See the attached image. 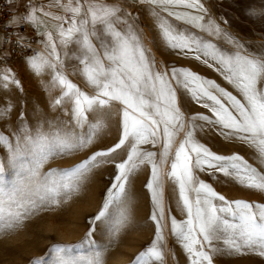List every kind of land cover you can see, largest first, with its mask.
<instances>
[{"label": "snow or ice", "instance_id": "6c2138e0", "mask_svg": "<svg viewBox=\"0 0 264 264\" xmlns=\"http://www.w3.org/2000/svg\"><path fill=\"white\" fill-rule=\"evenodd\" d=\"M7 3L14 7V0ZM126 3L148 5L165 46L186 58L191 53L220 73L237 94L190 69L159 68L138 16ZM24 9L10 15L7 24H26L40 37L41 51L26 57L25 63L37 76L50 73L45 90H58L59 95L50 99L49 107L60 109L68 119L37 117L30 123L22 103L15 130L0 132V145L7 149L0 160V232L22 226L45 206L71 200L96 170L112 166L115 171L102 204L89 218L83 238L48 249L55 264H106L108 247L130 220L132 178L147 165L150 178L145 188L155 234L131 264H164L165 228L189 264H213V254L253 252L264 257V203L230 201L196 175L198 171L223 175L264 193V172L238 153L217 154L195 138L197 130L214 129L225 140L250 149L264 166V47L253 48L227 32L202 0H24ZM213 38L223 39L227 47L218 46ZM16 43L31 47L23 36ZM70 76H79L90 91ZM10 85L23 92L11 69L0 70V88L8 90ZM178 90L207 114L186 116L177 102ZM114 102L119 105L120 135L113 144L91 151L69 168L45 170L56 158L92 149L107 127ZM14 107L10 101L0 105V119L10 118ZM147 144L157 151L142 148ZM125 148L126 155L117 159ZM165 179L174 187L183 220L166 209ZM105 233L107 244L94 239ZM42 262L37 258L31 264Z\"/></svg>", "mask_w": 264, "mask_h": 264}, {"label": "rangeland", "instance_id": "374dc122", "mask_svg": "<svg viewBox=\"0 0 264 264\" xmlns=\"http://www.w3.org/2000/svg\"><path fill=\"white\" fill-rule=\"evenodd\" d=\"M205 1L209 2L214 8L220 22L227 27V32L239 37L253 48L264 47V15H261V13H264V0ZM128 6L127 9L134 16H138L137 23L139 27L145 31L148 27L145 15L146 10L149 11V8L142 5H132L131 3ZM252 12L255 14H250ZM223 21H227V23ZM174 23L177 22L174 21ZM152 26L151 31L154 35L156 48L167 60L168 67H180L182 55L169 52V49L164 47V41L160 37L155 22ZM180 26L183 28L182 24ZM231 30L235 31V34ZM40 46H42L41 43ZM156 63L159 68H164L161 63L157 61ZM195 65L197 69L205 68V65L200 61H197ZM0 68L17 69L12 73L15 74L16 79L20 81L23 88L22 93L15 85L9 86L8 90L0 88V105L10 101L15 106L10 118L0 119V132L10 134L15 130L22 103L25 105L23 111L30 123H35L37 117L42 119L45 117L68 119V117L62 115L60 109L52 111L49 107L50 99L59 95V91L55 90L49 93L45 90V86L50 79V73L47 70L42 76H37L28 68L25 60L15 62L6 53L2 52H0ZM209 73L215 76V79H211L217 84L227 91L237 94L220 73L212 68H210ZM70 79L85 88L79 76H70ZM85 89L89 91V89ZM177 102L186 116H191L197 112L207 114V110L197 106L183 90L177 91ZM66 107H70V105H66ZM89 119H93V114H89ZM119 123V105L114 102L112 114L107 121V127L92 149L78 152L73 156L56 158L49 165H46L45 170L49 167L69 168L86 158L91 151L113 144L120 135ZM85 131H87V126H85ZM180 138L182 136L178 138L177 142ZM195 138L217 154L231 155L238 153L259 171L264 172V166L259 164L253 157L250 149L239 143L225 140L214 129L209 130L205 127L204 131L197 130ZM142 148L157 151V148H153L151 144L142 145ZM126 151V148L119 150L116 158H123ZM6 155V147L0 145V160H3ZM114 171L112 166L96 170L88 178L79 195L74 196L67 202L62 201L59 206H45L28 217L22 226L0 232V264H31L37 258H43L42 264H55L52 254L48 252L49 247L54 244H75L83 238L89 228L88 220L99 210ZM7 175L10 176L11 173L8 172ZM196 175L230 201L243 199L249 202L264 203V193L242 187L234 180L225 178L223 175L218 174L214 177L199 171ZM149 178L150 166L147 165L142 166L133 176L129 189L131 198L130 220L127 227L118 237L112 240L108 247L106 264H131L134 257L148 247L154 239L155 224L149 219L152 209L150 193L145 188ZM164 197L166 209H171L170 215L175 216L177 220L185 219L177 206L174 187L167 179L164 181ZM164 235V264H189L187 254L168 228H165ZM94 239L100 244L108 243L107 233L103 237L96 234ZM213 264H264V257H260L253 252H247L244 255L213 254Z\"/></svg>", "mask_w": 264, "mask_h": 264}, {"label": "built area", "instance_id": "2783aa9c", "mask_svg": "<svg viewBox=\"0 0 264 264\" xmlns=\"http://www.w3.org/2000/svg\"><path fill=\"white\" fill-rule=\"evenodd\" d=\"M10 15H13V11L7 1L0 0V51L6 52L11 60L18 62L39 52L40 37L26 24L8 25ZM19 36L25 37V44L31 47L17 46L16 38Z\"/></svg>", "mask_w": 264, "mask_h": 264}, {"label": "bare ground", "instance_id": "6f19581e", "mask_svg": "<svg viewBox=\"0 0 264 264\" xmlns=\"http://www.w3.org/2000/svg\"><path fill=\"white\" fill-rule=\"evenodd\" d=\"M202 3H203V4L205 5V7L208 9V11H209V15H210L212 18H214V19L216 20V22L220 23V25H221L222 28H224L225 30H227V27L224 26V25L220 22L219 18H218L217 15H216V12H215L214 8L210 5V3L207 2V1H205V0H202ZM142 6H144V7H148V8H149L148 5H142ZM145 16H146L147 23H148V27H147V28L145 29V31H144V34H145V37H146V39H145V43L147 44V47L151 49V53H152V55L155 57L156 61H157L158 63H161V64L163 65V67H165V66L168 67L169 64L167 63V60H165V59L163 58V56L160 54V52H159L158 49L156 48L155 40H154V35L152 34V31H151V28L153 27L152 25H153L154 20L150 17V15H149V11H148V10H146V15H145ZM177 23H178V22H177ZM182 26H183V28L188 29V30H190V31H192V32H195V33H197V34H201V33H199V30H198V29H192L190 26H188V25H183V24H182ZM231 32H232L233 34H235V31L231 30ZM213 42L217 43L218 46H220V47H222V48H223V47H227V45L225 44V42H224L223 39H216V38H213ZM38 47H39V50L42 49V46H40V44H38ZM164 47H166V46L164 45ZM166 48H167V47H166ZM167 49H168V48H167ZM169 52L173 53V52L170 51V50H169ZM195 64H197V60H195L194 58H192V54L189 53V55H188L187 58L184 57V56H182V59L180 60V64H179V66H180V67H183V68L190 69V70H192V71L198 73V74L201 75L202 77H205V78H208V79H211V78H214V79H215V76H214L213 74H210V73H209V70H210L209 67H207V66L205 65V68L202 67V68H200V69H197ZM202 64H203V63H202ZM0 70H3V69L0 68ZM16 70H17V69H16ZM16 70H11V72H15ZM213 70H214V69H213ZM214 71H215V70H214ZM75 78H76V77H75ZM211 80H213V79H211ZM82 84H83V81H82ZM83 85H84V84H83ZM10 87H12V85H10ZM85 90H86V89H85ZM89 91H90V90H89Z\"/></svg>", "mask_w": 264, "mask_h": 264}, {"label": "crops", "instance_id": "0c3cea01", "mask_svg": "<svg viewBox=\"0 0 264 264\" xmlns=\"http://www.w3.org/2000/svg\"><path fill=\"white\" fill-rule=\"evenodd\" d=\"M109 2H111V0H109ZM128 5H130V3H126L125 7L129 8ZM10 8L13 11V14H17L18 12L22 14L25 10L24 9V0H14V7H10ZM13 26H17V25H13ZM39 44H40V42H39ZM0 52L6 53L3 51H0Z\"/></svg>", "mask_w": 264, "mask_h": 264}]
</instances>
